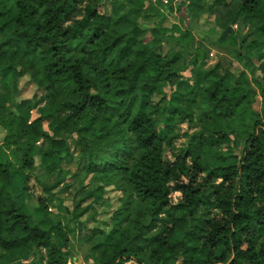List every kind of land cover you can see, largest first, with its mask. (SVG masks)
<instances>
[{"label":"trees","instance_id":"1","mask_svg":"<svg viewBox=\"0 0 264 264\" xmlns=\"http://www.w3.org/2000/svg\"><path fill=\"white\" fill-rule=\"evenodd\" d=\"M146 2L0 0V86L10 102L0 104L3 264L42 248L36 264L68 263L77 227L50 209L67 177L84 190L71 218L95 223L82 240H108L93 245L91 264H264V113L254 108L258 99L264 107V70L255 63L264 59V0H212L207 11L238 67L205 69L196 46L192 85L174 86L169 97L190 32L168 37L175 24L162 19L146 28L139 20ZM239 17L249 21L248 34L233 29ZM164 43L172 49L162 51ZM25 76L39 92L31 121L28 103L16 100ZM185 122L194 126L178 153ZM71 136L80 160L74 172ZM232 138L238 152L223 150ZM165 152L172 159L163 160ZM36 167L58 172L59 181L44 186ZM110 190L119 204L108 220H98L97 209L85 214L84 203L109 208Z\"/></svg>","mask_w":264,"mask_h":264},{"label":"rangeland","instance_id":"2","mask_svg":"<svg viewBox=\"0 0 264 264\" xmlns=\"http://www.w3.org/2000/svg\"><path fill=\"white\" fill-rule=\"evenodd\" d=\"M156 0H147V8H145L140 16V22L144 25L147 24L146 28H149V24L151 22H156L157 19H162V24L166 27H172L173 24H175L173 28L172 35H169L168 37L177 36L181 31L189 30L190 35L193 36V40L190 42L189 46L186 41V50L184 53V59L181 61L179 65V69L177 70V74L173 79H170L168 86L170 85V89L166 87V91H171L174 86H177V83L180 79H183L184 81L188 82V79L190 78L189 73L187 69L191 68L189 66V56L192 55L194 48L196 46H201L204 49V52H206L209 57L206 58V66L212 67L215 65L217 61L221 63L222 69L228 66H231L232 69L237 68L238 64L235 62V60L232 59L230 54V49H226L227 47L221 46V26L217 19H215V14L212 12L210 13L207 11L208 6L212 3V0H181L178 3L176 2V5H168L165 3V0H158L156 3ZM188 1H191L192 3L195 2L197 7V14L189 18V16L184 14V9ZM191 5V4H190ZM103 8H100V11H105L106 9H109V1L103 2ZM234 30L241 31L242 33H249L250 31V24L249 21L244 17H239L237 19V23L233 25ZM145 35V34H144ZM145 36L149 37V33H147ZM224 38H227L225 35ZM251 38V37H250ZM191 44L192 47L191 48ZM169 47H172L169 45V43H166L165 46L162 47V51H166L169 49ZM175 50L178 49V47H175ZM211 49V52H210ZM209 51V52H208ZM214 51V52H213ZM207 55V56H208ZM255 63L258 67L257 73H260L264 70V59L260 61L255 60ZM194 78V74L192 75ZM195 79V78H194ZM192 85V84H191ZM20 88V95L16 98L17 103L19 102H27L30 106L28 108L29 111L32 113L36 110L38 105V99H31L34 94H39V92L36 90L35 86L28 80V78L25 76L20 80L19 83ZM166 92V93H167ZM0 98L4 97V91L3 88L0 86ZM6 100V98H5ZM7 101V100H6ZM9 104L10 102L7 101ZM164 108H166V103H163ZM254 108L258 110L261 113H264V107L261 104V101L258 99L257 102L254 104ZM17 110L16 108H14ZM194 125L191 123H183L180 127L179 132V139L176 140L175 146L178 153H182V151L185 148L186 145V137L185 135L189 134L192 131V127ZM43 130L47 132V122H43ZM3 132L0 130V141L2 139ZM69 147L71 152L74 155V160L69 166L71 171H77L79 169V155L78 147L75 144V136H71L67 138ZM45 142H39V149L42 151L45 149ZM240 148V141L235 140L232 138L226 145V147L223 148V150H230L234 152H238ZM172 159V156L169 154V152H165L163 155V160ZM32 175H35L38 177V179L43 183L44 186H52L60 179V175L58 172H55L51 175H46L43 170L39 167H36L34 170H32ZM31 184L34 185V183L31 181ZM34 187V193L38 194L40 192L39 187ZM109 189V188H108ZM80 189V187L77 185L76 182L71 181V178L67 177L66 180L62 183L56 186L54 192L56 193L55 197L51 201L50 209L60 217H63L69 219L70 226L77 227L76 231V238L71 239V242L69 244L68 250V263L67 264H91L93 262V259L95 257V252L93 250V245L96 244H106L107 238L106 237H96L94 238L90 243H85L82 238L87 233L88 229L91 228L95 223L92 222V220H86V215L82 216L79 219V222L76 221V219L71 218L70 214L73 209L74 204L81 198L84 197V190ZM118 192H115L113 190H110L108 193L105 194L103 198H107L110 202L109 208H100L96 204H87L84 203L83 206H85V214H88L89 212L92 213L95 209H97V215L96 218L98 220H108V217L112 210L116 209L119 202H118ZM179 199L178 193L171 194V202L173 204L177 203ZM43 253H45V250H40V252H35L34 257L36 259L39 258ZM1 263V262H0ZM132 264V263H127Z\"/></svg>","mask_w":264,"mask_h":264},{"label":"crops","instance_id":"3","mask_svg":"<svg viewBox=\"0 0 264 264\" xmlns=\"http://www.w3.org/2000/svg\"><path fill=\"white\" fill-rule=\"evenodd\" d=\"M157 1L158 0H156L155 2L158 3ZM179 1H181V0H165V3L168 4V5L175 6L176 5V2L178 3ZM195 6H196L195 2L192 3L191 1H188L187 4H186V6H185V9H184V14L187 15V16H189V18L192 17V16H194V14L196 15L197 14V7H195ZM146 8H147V6H146ZM225 35H226V33H225ZM192 40H193V36L190 35L189 42L187 43L188 46H189V44H190V42ZM165 44L166 43L162 44V47L165 46ZM169 45L172 46L171 43H169ZM192 47H195V46H192V44H191V48ZM169 49H172V47H169ZM169 49H167L166 51H168ZM226 49H229V48H226ZM210 52H211V49H210ZM207 55L208 54L206 53V58L209 57V55L208 56ZM189 58H190V56H189ZM217 63L220 64V70L221 71L225 69V68L222 69L221 63L219 61H217L215 64H217ZM203 67L205 69L211 68V67L206 66V63L204 64ZM187 71H188V73L190 75L189 76L190 78L188 79V82L184 81L183 79H180L179 80V82L177 84V87H178V90L179 91H183L185 88H187L188 86H191V84L193 83V76H192L193 75V70H192V68L187 69ZM169 87H170V85L168 86V88ZM173 89L176 90L177 89L176 86ZM170 94H171L170 91H168L167 92V97H169ZM0 104H2V105H8L7 101L4 98H0ZM23 114H24V116H25V118H26L27 121H31V120H33L34 118H36L38 116V113H37L36 110L33 113L31 111H29V110H25ZM40 250H44V249L42 248ZM40 250H39V252H40ZM41 258H42V261H44L45 253H43L41 255ZM3 261L6 262L4 259H1L0 258V262H1L0 264H3L4 263ZM36 262H37V259L34 257V254H32V255H30V256H28L26 258H17V259H15L12 262H8L7 264H36Z\"/></svg>","mask_w":264,"mask_h":264}]
</instances>
